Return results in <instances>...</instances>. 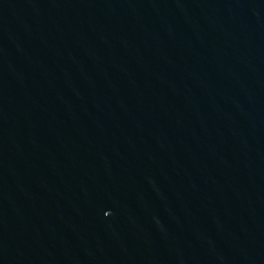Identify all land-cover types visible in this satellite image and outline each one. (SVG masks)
I'll return each instance as SVG.
<instances>
[{"label": "water", "instance_id": "obj_1", "mask_svg": "<svg viewBox=\"0 0 264 264\" xmlns=\"http://www.w3.org/2000/svg\"><path fill=\"white\" fill-rule=\"evenodd\" d=\"M0 264H264V0H0Z\"/></svg>", "mask_w": 264, "mask_h": 264}]
</instances>
